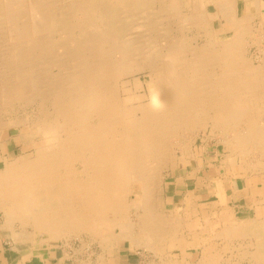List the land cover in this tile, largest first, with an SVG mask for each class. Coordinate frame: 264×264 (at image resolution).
Listing matches in <instances>:
<instances>
[{
  "label": "bare ground",
  "instance_id": "1",
  "mask_svg": "<svg viewBox=\"0 0 264 264\" xmlns=\"http://www.w3.org/2000/svg\"><path fill=\"white\" fill-rule=\"evenodd\" d=\"M167 4L168 0H0V161L4 163L0 208L4 226L19 221L32 227L20 237L33 239L44 233L48 241L104 232L111 238L115 234V240L129 239L132 247L159 251L158 241L181 223L178 214L165 217L158 208L162 169L174 156L170 138L183 137V130L202 125L225 131L246 125L247 134L233 133L232 148L258 149L264 156V121H257L264 117L262 47L261 63L245 64L249 42H259L253 16L239 17L235 0H221L222 20L232 24L231 36L215 43L211 37L215 28L210 25L214 14L201 13L194 15V22L209 24L205 29L210 33L203 44L191 48L183 39L169 37L167 51L162 46L160 52L142 42L147 37L141 26L154 24L173 0ZM155 7L159 15L148 13ZM142 72H148L154 88L139 96L130 90L128 78L134 76L137 87H142L138 75ZM22 101L33 107L32 154L6 156L3 134L12 121L4 123L3 111ZM134 184L140 193L130 200ZM194 201L187 195L186 208ZM222 202L224 198L218 201ZM132 208L141 209L139 221L127 215ZM232 209L224 208L218 215L228 223L220 234L229 239L247 237L249 263L264 264V208L239 222ZM196 232L195 243H180L183 250L202 245L196 264H235L232 259L223 262L213 243L203 242ZM161 262L194 263L187 255L182 261L162 257Z\"/></svg>",
  "mask_w": 264,
  "mask_h": 264
},
{
  "label": "rangeland",
  "instance_id": "2",
  "mask_svg": "<svg viewBox=\"0 0 264 264\" xmlns=\"http://www.w3.org/2000/svg\"><path fill=\"white\" fill-rule=\"evenodd\" d=\"M178 1L179 0H176V3H175L173 0V4L171 7L173 9L171 8L165 9V12H163L161 16L158 14V10L156 7L154 9H149V11L151 12H148V13H150L151 15L154 12L156 13V15H159V17H157L158 19L157 20L155 19L157 22L155 21L154 24H151L149 26L145 24L144 26H141V28L144 29L142 31L145 32V35H144L145 38L150 37L151 39H155V40L154 42H152V40H146L147 39L146 38L142 40V42H144L145 44L152 45L154 50H160V52L162 51L161 50L162 46H164V49H163L164 52L167 51V48L165 47L166 46L165 43L167 42L165 41L167 40L170 41L169 40L170 38L171 40L175 38L174 40L177 39L178 41L181 38V40L183 39L187 44H190L191 48L195 45L203 44L207 40L206 34L207 33L210 34L209 31L206 30L207 28H209V24L195 23L194 19L196 16L194 15H198L200 17L201 13H207V12L214 14V20L213 22L210 23V25H212V27L215 28L214 31H211L212 32L211 37L215 41V43L217 42L218 44L226 40L229 36L232 35L226 29L221 30L220 28H218V24L220 21V15L216 14L215 12L216 8L211 4L212 1L210 0H180L179 2ZM169 3H171V0H168V4H167L168 7L170 6ZM174 4H177L178 7L180 8H178L177 5H174ZM189 4L190 5L192 4V5L190 6ZM131 10H134V9H131ZM150 18L151 17L149 15V19ZM221 19H222V16H221ZM190 22H192V24ZM251 23L253 24L252 21ZM201 25H202V30H201ZM253 27H254V24H253ZM149 28L152 29L151 32ZM250 37L251 36H249V39H251ZM249 43L250 44L247 46V53H246L247 55H245L246 56L245 61H247L245 62V64L246 65L249 64L251 66L253 62L254 64L259 63L258 57L260 55V48H259V42L251 43L250 41ZM159 59H162V58L159 57ZM53 70L57 71L56 67ZM147 74L148 72H142L138 74L141 77V80L143 81L142 87H137L134 76H131L130 78H128V80H130V84H129V86L131 87L130 90L133 93H138L139 96L140 95L142 96L145 94H149L150 90L154 88L153 81L148 79ZM260 100H261L260 101L261 104L264 107V96H262ZM25 103H23L22 101L21 103L22 107L21 105L18 104L12 107H7L4 110L5 112L3 111V114H4L3 119L5 120L4 123L10 124L9 121H12L11 122L12 126L9 129H6L3 134L2 150H3L4 155L6 156L15 157L25 151H28L27 153L28 155L32 154V150H31L32 140H31V137L29 136V133L30 131H33V128H32L31 123L29 122V115L30 113H32L31 111L33 110L32 109L33 107L32 105H29V104L27 105ZM257 121L263 122L264 117L258 116ZM14 122H20V124L22 125L21 126L20 125L17 126V124L14 125ZM22 128L24 130H22ZM243 129L245 130L243 131ZM245 132L246 134L248 133V127H246V125L238 126L236 129H233L231 127L227 131L219 127H212L211 125H208V126L202 125V126H198L197 129L183 130L182 131L183 137L173 136L172 138H170L171 139L170 144L173 148V151H174L173 154L175 157L173 156L171 161H169L170 163L168 162L169 164L162 169L164 180H163L162 190L159 193L158 199L160 201H158V205H159L158 208L161 206L160 208L162 210L159 208L160 213L161 215L165 214L164 215L165 217L166 216L169 217L173 213L178 214V216L181 217V218L179 217L181 226L180 225L176 226L177 229L174 231H172L173 227H171L172 229H170L171 230L170 236L168 234L166 235V237H164L166 240L164 238H162L160 241L157 240L159 242V246L161 245L160 246L161 249H159V251L158 249L157 251L146 250L145 248H143L144 246L137 247V248L132 247L131 241L129 239L115 240L114 239V237H116L115 234L111 238L108 235H105L104 232H102V234L99 233L98 236L91 235L88 232H81L78 234H72V236L69 239L65 237H61V238H51L48 241H44L46 239V236L44 235V233L36 236L33 239L23 238L19 236V233L23 232L24 234H26V232L27 233L31 232L32 227L30 225H28V227H23V225L19 221H16L13 224H10L9 226L8 225L4 226L3 224L5 223V218H4V212L1 208H0V225H2L6 229V231L10 234V237L13 238L16 243L25 244L27 249L31 252H34V254L36 250L47 252L48 250H51L54 247L58 246L60 248L59 249L61 253L60 255L64 256L63 260H65L68 264H85V262L88 264H115V263L121 264L122 261H120V258H121L120 254H129V257H131L133 260L132 261L133 264H162L161 262L162 257L168 258V259L177 257L179 261H182L186 257V255L188 256L189 260H192V263L194 262L193 264H196L200 261V258H202V245L193 244L192 246L186 247V249L183 250L182 245L180 244L181 242L195 243L194 232L196 231H198V233L197 232L196 233L198 234V237H201V240L203 239L202 240L203 242L205 241V243L207 244L209 242L213 243V246L215 248V249L213 248V251L215 250L216 252L220 254L219 258L223 262H225L226 260L232 259V261L235 264H250L248 260L249 257L247 256V254L249 253V249L251 248V246L248 245L249 239L245 236L244 237L235 236L234 238L232 237L229 239L227 238V236L224 237V235H221L220 233L223 231V229L226 227L225 225H227L228 223L218 217L222 209L224 208L232 209L233 208L232 206H228V201H227L228 193L226 191V188H227L228 179L229 180L232 179V176L241 177V178L243 177L249 178V176H251L257 180L259 179V176L255 177L249 174L250 173L257 174L259 172L264 173V156H262L263 158L262 159L261 158L262 154L260 155V151H258V149L254 151L251 150V151L242 152L241 149H238V148H236L237 150L233 149L230 144L232 142H235V141H231V142L229 141L230 139L232 140L233 133L240 134V133H245ZM225 133H227V136ZM228 134H231L229 135L230 137L228 136ZM177 138H178V141H176ZM179 138L182 139L181 142ZM207 138L210 139V149H209V152L206 154L207 156L206 159H203L202 155H200V151L202 152L204 151V148L202 147V143L204 142L203 139H207ZM174 140L178 143H176ZM173 144L175 145V147ZM259 156L261 159L259 158ZM213 157H214V160H210ZM203 164L205 165L204 166L205 169L213 170L211 172L213 176L206 177L207 180L206 179L204 180L205 176H203L200 173L198 174ZM3 165L4 163L0 161V168H2ZM196 168H198L199 170H195ZM206 171L204 173H206ZM196 172L198 176L202 178V180H197V178H200L197 176L193 178L194 175H197ZM260 180H262L264 183V176H262ZM216 183H217V186H216ZM255 190L260 191L261 193L262 188L255 187ZM138 193H140V189L138 185L135 186L134 184L133 192L131 193L130 200H132V198L138 199L137 198ZM189 194L192 195V197L196 200V202L194 201L193 204H191L192 208L190 207V209L186 208V205L184 204L186 200V196ZM221 198H224V202L218 203V201L221 202ZM246 202L248 203L249 200L247 199ZM263 205H264V200L257 199L255 202V206L253 208L252 207L247 208V205H246V208L240 209V211L233 208L232 210L234 211L236 222L244 221L246 219H249V217H255L257 213L260 211L259 209L264 208ZM175 208L177 209V211ZM166 211H168V213ZM141 213H142L141 209L135 210L134 208H132L129 210L127 215H129V218L131 220L133 219V221L136 222V221H139V216L141 215ZM262 215L263 213L260 212L259 216H262ZM217 221H220V222H217ZM187 222L190 224L187 225ZM25 228H27V230ZM115 230L117 232H120L119 226H116ZM135 230H138V228ZM15 232L18 234L19 237H17ZM185 232H188V233H185ZM106 236H108V239L106 238ZM103 238L104 240L106 239L105 240L106 242L102 240ZM32 240L40 241V243L41 241H43L44 244L43 245L35 244V241H32ZM230 244H233V245H230ZM239 244L241 245L239 246ZM228 247L229 248L231 247V248L229 249ZM222 248L224 251H222Z\"/></svg>",
  "mask_w": 264,
  "mask_h": 264
},
{
  "label": "crops",
  "instance_id": "3",
  "mask_svg": "<svg viewBox=\"0 0 264 264\" xmlns=\"http://www.w3.org/2000/svg\"><path fill=\"white\" fill-rule=\"evenodd\" d=\"M211 4L216 8V11H215L216 14L220 15V21L221 22L219 21L218 28H220L221 30L226 29L227 31H230L232 24H230L227 21H223L221 19V13H222V11L220 10L221 9V7H220L221 6V0H212ZM235 5H236V10H237L238 16H241V17H243V16L245 17V15L248 17L253 16L251 18L253 24L255 25L254 26L255 29L253 30V32L255 31L256 34L259 36V43H260L259 48L262 47L261 49L264 50V48H263V46H264V34H263L264 33V0H235ZM256 13H257V15H255ZM256 19H257V22L255 23ZM257 25H258V27H257ZM262 57H264V52L262 54ZM260 63H261V60L259 61V64ZM262 63H263V60H262ZM203 140H204V142L202 143V147L204 148V151L203 152L200 151V155H202L203 159H206V157H207L206 154L209 152V149H210V139L207 138V139H203ZM216 157H215V159H216ZM210 160H214V157ZM204 166L205 165L203 164V166H201L200 170L198 168H196L195 170H199L198 174L200 173L203 176L205 175V177H204V180H205L206 177H212L213 176V174L211 173L213 170L212 169L207 170V169H205ZM205 171H206V173H204ZM196 174H197V172H196ZM198 174L194 175L193 178H195V176L200 177V176H198ZM249 175H252L255 177H257L259 175H261V176H259V179H257V180L251 176H249V178H246V177L241 178V177L232 176V179H230V180L228 179V181H227L226 191L228 193V200H227L228 206H232L234 209H236L238 211H240V209L246 208L247 204H248L247 208H251V207L253 208L255 206V202L257 199L261 198L264 200V194H262V193H264V183L262 180H260V178L262 176H264V173H262V172H259L257 174L250 173ZM197 180H202V178L201 177L197 178ZM246 180H248V182H245ZM255 187L262 188L261 193H260V191L255 192V189H254ZM236 189H238V190H236ZM235 193H237V194H235ZM247 199L249 200L248 203L246 202ZM59 249L60 248L57 246L51 250H48L47 252L46 251L42 252V251L36 250L35 254H34V252L31 253V251H29L27 249L25 244L16 243L14 241V239L10 237V234L6 231V229L2 225H0V264H68L65 260H62L64 256L60 255L61 253H60ZM120 256H121L120 261H122L121 264H133V262H132L133 260L131 257H129V254H120ZM115 264H117V263H115Z\"/></svg>",
  "mask_w": 264,
  "mask_h": 264
}]
</instances>
